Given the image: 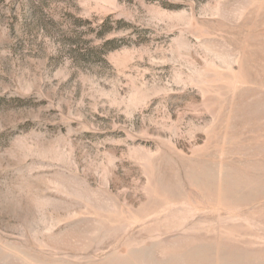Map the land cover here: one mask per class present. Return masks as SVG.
I'll return each instance as SVG.
<instances>
[{
    "label": "rangeland",
    "instance_id": "1",
    "mask_svg": "<svg viewBox=\"0 0 264 264\" xmlns=\"http://www.w3.org/2000/svg\"><path fill=\"white\" fill-rule=\"evenodd\" d=\"M0 264H264V0H0Z\"/></svg>",
    "mask_w": 264,
    "mask_h": 264
},
{
    "label": "trees",
    "instance_id": "2",
    "mask_svg": "<svg viewBox=\"0 0 264 264\" xmlns=\"http://www.w3.org/2000/svg\"><path fill=\"white\" fill-rule=\"evenodd\" d=\"M110 42H111V41H107L106 44H107V43H110Z\"/></svg>",
    "mask_w": 264,
    "mask_h": 264
}]
</instances>
